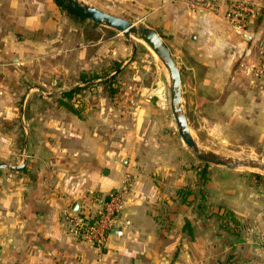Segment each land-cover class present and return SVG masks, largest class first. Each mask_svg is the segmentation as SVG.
<instances>
[{"label": "rangeland", "instance_id": "1", "mask_svg": "<svg viewBox=\"0 0 264 264\" xmlns=\"http://www.w3.org/2000/svg\"><path fill=\"white\" fill-rule=\"evenodd\" d=\"M40 1L45 11L41 26L28 28V34L14 26L18 43L0 44L1 143L11 140L7 147L16 149L9 159L42 174L44 187L78 195L84 210L120 187L126 189V200L139 179L140 194L150 199L151 208L158 205L153 211L179 213L186 206L183 230L190 244L201 240L207 245L206 264H255V256L264 255V172L195 157L178 134L167 68L142 40L126 39L111 27L70 14L58 0ZM81 1L151 27L170 44L180 71L181 108L200 147L264 161V74L252 71L264 49V0H257L263 10L255 23V41L244 40L245 49L239 50L227 43L221 57L229 52L233 59L221 60V70L198 66L190 49L185 54L179 40L190 42V29L185 38L168 34L176 27L159 10L167 0ZM182 5L188 17L189 8ZM184 27L188 24L180 29ZM230 30L240 37L230 28L226 37ZM13 55L19 60L13 61ZM210 55L217 62V54ZM72 90L71 96L63 95ZM101 149L106 156L100 162ZM115 153L125 169L122 182L108 192L94 189L109 175L102 172ZM243 240L255 247L247 257L246 249L234 247ZM193 254L201 257V252Z\"/></svg>", "mask_w": 264, "mask_h": 264}, {"label": "crops", "instance_id": "2", "mask_svg": "<svg viewBox=\"0 0 264 264\" xmlns=\"http://www.w3.org/2000/svg\"><path fill=\"white\" fill-rule=\"evenodd\" d=\"M182 4L185 3L180 0H167L159 10H163V20L176 27L168 33L170 36L185 38L187 30H191L189 36L193 45L189 41L182 42L181 38L179 43H185V54L189 53V49L195 54L198 66L221 70L224 66L219 63L221 60L233 59L229 52L226 57H221L225 54L224 50H227L224 46L231 42L237 50L242 49V45L245 49V41L254 42L259 32L254 27L261 14L250 26L248 34L252 35L251 39L241 34L239 36L242 41L231 30L226 37L229 26L219 14L198 12L196 17L195 12L188 9V17H185L186 10ZM44 12L40 0H0V44L18 43L15 39L17 33L14 35L11 31L14 26L24 28L27 34L28 28H39L42 20H45ZM51 18L48 16L47 20ZM186 24L187 28L180 29ZM166 27L169 30L168 25ZM166 43L171 51L170 44ZM211 53L217 54V62L210 58ZM11 58L13 61L19 60L16 55ZM2 132L0 156L8 158L1 159L0 163L7 162L9 166H16L20 161L15 164L9 159L16 149L7 147L11 140L1 143V140H5ZM101 150L100 162L105 155ZM110 155L107 156L111 165L107 164L102 172H109V175L99 179L97 187H94L101 192L110 191L123 180L125 169L118 166L116 153L115 157ZM43 177L42 174H32L27 164L20 169H0V264H170L177 252L178 259L176 254L174 264H206L203 253L207 245L204 248L201 240L190 244L187 232L183 230V221L187 217L186 206L179 213L166 211L164 207V210L153 211L152 208H158V205L151 208L150 199L140 194L139 179L135 180L127 194L116 228L109 234L103 250L99 251L91 243L72 235L63 220L65 212L71 213L73 205L77 201L82 202L80 197L59 194L56 188L44 187L39 183ZM235 245L238 251L246 249V257L255 248L250 247L246 240ZM193 251L201 252V257L194 258ZM236 253L232 254L233 258L238 256ZM258 254L255 256V264H264V255ZM215 264L219 262L216 260Z\"/></svg>", "mask_w": 264, "mask_h": 264}, {"label": "water", "instance_id": "3", "mask_svg": "<svg viewBox=\"0 0 264 264\" xmlns=\"http://www.w3.org/2000/svg\"><path fill=\"white\" fill-rule=\"evenodd\" d=\"M60 1H63L66 7L72 12L92 22L111 27L121 33L126 39H131V36H134L142 40L151 49V51L164 63L170 79V106L173 117L175 119L178 134L180 135L184 144L191 149L196 158L206 163H212L228 168L248 167L264 172V161L262 160L254 158L225 157L213 153L209 150L203 149L199 146V143L191 135L186 115L183 113L181 108L180 71L175 63L174 58L172 57L167 43L155 29L144 25H137L123 17L113 15L94 6L86 4L81 0ZM251 36V34H243V37H245L246 39H251ZM135 48L136 44L132 43V53H134ZM23 166L24 163L17 166L0 164V169H20ZM80 208L81 203L77 201L73 205L70 214H77L80 211Z\"/></svg>", "mask_w": 264, "mask_h": 264}, {"label": "built area", "instance_id": "4", "mask_svg": "<svg viewBox=\"0 0 264 264\" xmlns=\"http://www.w3.org/2000/svg\"><path fill=\"white\" fill-rule=\"evenodd\" d=\"M192 12H212L238 34H246L253 21L260 16L263 5L257 0H181ZM255 76L264 74V49L258 63L252 65ZM125 187H120L97 199L92 208L81 206L77 214H68L69 232L102 251L109 234L116 228L125 202Z\"/></svg>", "mask_w": 264, "mask_h": 264}, {"label": "trees", "instance_id": "5", "mask_svg": "<svg viewBox=\"0 0 264 264\" xmlns=\"http://www.w3.org/2000/svg\"><path fill=\"white\" fill-rule=\"evenodd\" d=\"M58 2H59V4H60L61 6H63V7L66 9V11H67L68 13H70V14H74L75 16L84 19V17H82V16H80V15H78V14L72 12L71 10H69V9L66 7V5H65V3H64L63 1L58 0ZM74 92H75V91H73V90H72V91H66V92L63 93V95H65V96H71ZM257 176H261V177H262V175H259V174H258Z\"/></svg>", "mask_w": 264, "mask_h": 264}]
</instances>
